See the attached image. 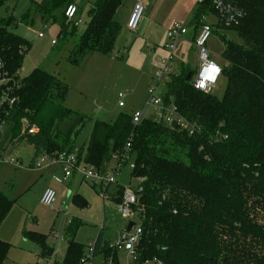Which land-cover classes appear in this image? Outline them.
Segmentation results:
<instances>
[{
  "label": "trees",
  "instance_id": "trees-1",
  "mask_svg": "<svg viewBox=\"0 0 264 264\" xmlns=\"http://www.w3.org/2000/svg\"><path fill=\"white\" fill-rule=\"evenodd\" d=\"M5 1L0 0V6ZM122 1L91 3L86 27L69 50L70 64L79 66L93 52L111 53L120 31L114 14ZM223 1L235 8L233 21L217 16L213 0H203L194 3L188 22L193 36L201 15L217 18L212 33L224 45L222 97L195 90L191 79L185 80L193 70L184 66L163 83V102L174 103L179 115L198 130L188 134L151 118L134 125L131 113L120 112L110 122L96 119L77 149L81 161L105 169L112 155L129 143L131 176L143 178L138 252L142 258H158L161 264H264V0ZM69 4L74 3L41 0L39 4L44 16L63 6L61 15H50L58 23V37L72 33L70 24L76 26L64 16ZM9 20H0V125H10L11 143L24 142L32 148V167L41 154L72 151L73 138L90 117L64 106L68 86L54 74L35 67L19 77L30 43L8 28ZM226 31H233L240 42L227 37ZM6 96L13 102H5ZM122 191L123 186L117 185L115 202ZM73 201L84 205L79 194ZM13 202L0 191V225ZM78 225L73 219L67 223L63 257L51 264H83L84 245L74 240ZM22 236L41 256L51 257L53 248L44 233L23 229ZM94 241L97 253L115 256L102 230ZM9 247L0 239V264Z\"/></svg>",
  "mask_w": 264,
  "mask_h": 264
},
{
  "label": "rangeland",
  "instance_id": "rangeland-1",
  "mask_svg": "<svg viewBox=\"0 0 264 264\" xmlns=\"http://www.w3.org/2000/svg\"><path fill=\"white\" fill-rule=\"evenodd\" d=\"M66 1L76 5V19L80 22L74 27L71 24L68 26V31L72 33H68L65 38L57 36L59 26L51 18L53 13L55 17L61 15V5L54 11H47L49 16H44L39 8L41 0H6L0 6V20L10 19L13 25L11 27L10 24L8 28L30 43L18 71L19 77L26 76L35 67L54 74L57 81L68 86L64 106L90 117L73 138V145L78 149L86 141L96 119L110 122L120 112L131 113L138 109H143L144 118H153V109L146 101L157 61L167 55L163 47L167 41V30L174 23L188 24L190 9L196 0H160V3L157 0H145L144 11L135 30L126 27L134 2L123 0L114 14L120 31L113 50L108 55L90 53L79 66L70 64L67 57L73 41L86 27L88 10L95 0ZM216 19L213 14L206 15L208 23H215ZM38 33H42V36H38ZM225 35L240 42L233 31H226ZM175 43L172 71L179 73L182 66L195 71L198 60L192 33L188 31L176 38ZM206 46L211 57L222 66L224 61L220 54L224 45L218 34L212 33ZM225 84L226 78L220 74L210 93L221 98ZM118 93L122 94V107L117 105ZM165 94L166 88L163 84L154 91L155 96ZM32 152V148L24 142L11 143L10 125H0V191L14 201L0 225V234L10 245L3 264L45 263L49 259L41 256L31 241L23 238V229L44 233L49 242L54 244L53 252L62 254L67 238L66 226L72 219L79 224L74 240L84 245L85 252V245L94 241L100 226L103 227L102 237L112 242L116 232L128 221L122 215L117 202L112 198L104 200L99 194L98 186L93 187L90 182L76 174L74 178L67 180H70L69 185L64 184L62 197L55 189L58 196L56 193L52 206L40 204L39 198L46 187L42 178L44 174L47 182L52 181L56 185L60 183L62 174L55 166L47 170L28 166ZM11 158H16L18 165L11 163ZM132 161L130 156L116 172L115 181L108 185L107 192L112 196L117 185L131 188L138 186V181L131 176L132 171L128 166ZM113 165L114 161L111 160L109 168ZM50 187L54 189V185ZM67 192H70L69 196L66 195ZM77 193L85 196L82 206L73 201V196ZM129 217L130 221L137 222L135 216ZM118 255L124 260V251H118ZM54 258L59 261L62 257ZM55 259L52 258L51 261ZM101 263V254L93 255L92 264Z\"/></svg>",
  "mask_w": 264,
  "mask_h": 264
},
{
  "label": "built area",
  "instance_id": "built-area-1",
  "mask_svg": "<svg viewBox=\"0 0 264 264\" xmlns=\"http://www.w3.org/2000/svg\"><path fill=\"white\" fill-rule=\"evenodd\" d=\"M145 0H134L133 7L126 22V27L130 30H135L138 26L140 17L144 11ZM203 0H196V2H202ZM215 12L221 19L226 22L233 21L236 14L235 8L228 5L223 0H213ZM78 8L75 4H69L64 10V16L66 21L73 22L74 25L80 22L76 19ZM206 15L203 14L200 17L199 26L196 32L193 34V44L197 53L198 67L192 72L190 77L191 86L198 91L204 93H210L211 88L215 84V80L222 73V66L214 60L208 52L207 41L212 34L213 25L206 21ZM188 31L191 32L188 24L183 22L174 23L167 30V41L163 45L166 50V56L160 58L157 61V66L151 75L149 96L146 104H149L153 109L154 121H163L166 126H175L179 130L187 131L188 134H192L198 127L194 123L188 122L181 115H179L177 106L174 103L165 104L162 96H155L154 91L160 84H163L169 79L172 71L173 63V51L176 48L175 40L178 37L185 35ZM38 36H42V33H38ZM52 43H56L52 40ZM164 85V84H163ZM122 94L118 93L117 105L122 107ZM3 100L8 103L13 102V98L6 96ZM143 109L134 110L131 112V123L136 125L143 119ZM129 143H126L124 150L112 155L114 165L109 168V164L105 169H96L83 161L78 157V151L74 148L72 151H61L53 153H44L35 158L32 163L34 168L48 169L55 166L61 171L60 182H66L73 175L79 174L83 180L90 182L93 186H98L100 196L104 200H109L113 196L107 192L108 185L115 181L116 172L119 171L122 163L129 159L128 154ZM11 163L18 165L19 161L16 158L10 159ZM130 169H133L134 162L128 163ZM138 181L136 188L123 187L121 199L117 203L122 215L128 219V222H132L131 228L127 231L126 225L116 232V236L112 242L108 240V247L114 250V254L107 257L103 256V253H98L102 256L101 264H161V261L156 257H141L138 249L141 241V221L143 216L140 214L139 197L143 191L142 181L140 176H134ZM56 200V191L52 188H46L39 198V203L44 206H52ZM129 216H135L137 222L130 221ZM100 226V230H102ZM87 252H85L82 262L83 264H92V257L97 250L95 249V241L88 242L86 245ZM124 251V260L118 255V251Z\"/></svg>",
  "mask_w": 264,
  "mask_h": 264
},
{
  "label": "crops",
  "instance_id": "crops-1",
  "mask_svg": "<svg viewBox=\"0 0 264 264\" xmlns=\"http://www.w3.org/2000/svg\"><path fill=\"white\" fill-rule=\"evenodd\" d=\"M133 2H134V0H133ZM157 3H160V0H157ZM194 5V4H193ZM193 5H192V7H193ZM191 10V9H190ZM129 16V15H128ZM28 166H30V162H29V164H28ZM43 170H47V169H43ZM45 175L46 174H44V177H42V178H44V180H45V184H46V187L44 188V189H46V188H49L50 186H52V185H54V190L56 189L57 191H58V193H59V195H61V197L63 196V193H64V184H66V186L67 185H69L70 184V180L69 181H66V182H60V183H57L58 185H56L55 183H53L52 181H48L47 182V179H46V177H45ZM76 175H73L72 177H71V179L72 178H74ZM40 177V178H41ZM61 179V178H60ZM59 179V180H60ZM56 186V187H55ZM51 188V187H50ZM44 191V190H43ZM42 191V192H43ZM57 191H56V193H57ZM79 191V190H78ZM58 193H57V196H58ZM79 193V192H78ZM77 193V194H78ZM7 195V194H6ZM67 196H69L70 195V192H67V194H66ZM82 198H85V196L83 195V194H79ZM8 196V195H7ZM57 202V201H56ZM0 239H3L4 240V237L0 234ZM25 239V238H24ZM104 240H107V239H105V238H103ZM25 240H27V239H25ZM108 241V240H107ZM46 242H47V244L49 245V246H51V247H53V249H54V244H52V243H50L49 242V240H48V238H46ZM66 244V243H65ZM34 245V244H33ZM66 246V245H65ZM34 248H35V250L39 253V251H38V249L36 248V246L34 245ZM63 250H65V247H64V249ZM63 254H64V252L62 253V254H56V253H52V255H51V257L48 259V260H46V262L45 263H38V264H51L53 261H51L52 260V258L53 259H55L54 257H56V256H58V257H63ZM56 260V259H55Z\"/></svg>",
  "mask_w": 264,
  "mask_h": 264
},
{
  "label": "water",
  "instance_id": "water-1",
  "mask_svg": "<svg viewBox=\"0 0 264 264\" xmlns=\"http://www.w3.org/2000/svg\"><path fill=\"white\" fill-rule=\"evenodd\" d=\"M191 75H192V71H188L186 76H185V80H189ZM132 224H133L132 222H128L127 223V225H126V230L127 231L131 228Z\"/></svg>",
  "mask_w": 264,
  "mask_h": 264
}]
</instances>
